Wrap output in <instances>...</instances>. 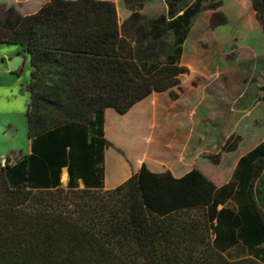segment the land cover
<instances>
[{
	"label": "trees",
	"instance_id": "trees-1",
	"mask_svg": "<svg viewBox=\"0 0 264 264\" xmlns=\"http://www.w3.org/2000/svg\"><path fill=\"white\" fill-rule=\"evenodd\" d=\"M144 1L125 0L122 23L111 0H49L15 18L9 8L0 45L29 57L31 152L0 157V264H264V140L220 185L197 167L174 176L142 163L104 187L105 110L125 114L153 92L176 98L183 45L207 8L164 0L166 12L144 17ZM252 1L264 24L263 0ZM235 247L250 255L228 257Z\"/></svg>",
	"mask_w": 264,
	"mask_h": 264
},
{
	"label": "rangeland",
	"instance_id": "rangeland-1",
	"mask_svg": "<svg viewBox=\"0 0 264 264\" xmlns=\"http://www.w3.org/2000/svg\"><path fill=\"white\" fill-rule=\"evenodd\" d=\"M111 1L122 23L130 14L128 6L125 0ZM37 3L39 0H0V31L9 8L15 18L35 12ZM203 5L207 8L194 18L183 45L181 63L189 72L173 89L177 97L172 98L170 92L152 93L125 114L105 110L104 136L111 144L104 152L105 178L120 176L117 158L121 157L125 161L121 178L135 164L145 163L159 172L197 167L220 185L230 179L240 155L264 140V24L260 12L252 0H204ZM166 10L164 0H145L140 13L152 17ZM10 49L0 45L2 164L6 158L19 157L30 144L25 116L29 57L13 47L15 55L26 59L18 73H12L7 62ZM106 121L111 124L109 135ZM231 135L237 148L221 151ZM61 181L65 183L64 175ZM248 255L240 247L227 253L233 259Z\"/></svg>",
	"mask_w": 264,
	"mask_h": 264
},
{
	"label": "crops",
	"instance_id": "crops-1",
	"mask_svg": "<svg viewBox=\"0 0 264 264\" xmlns=\"http://www.w3.org/2000/svg\"><path fill=\"white\" fill-rule=\"evenodd\" d=\"M15 1H18V0H15ZM43 1H44V3L46 2L45 0H39V3H37V5H39V7H38V9L40 8V6L42 5V4H44L43 3ZM48 1V0H47ZM37 9V10H38ZM191 33H192V31H191ZM14 52H15V49H12L11 50V53L8 55V57L9 56H13V55H15L14 54ZM4 60V58H2V61ZM153 93H157V92H153ZM108 109H111V108H108ZM29 143H30V140H29ZM31 152V146H30V144H29V148H28V150L26 151V152H22L21 151V155L19 156V157H21V156H23V155H26V154H29ZM179 153H181V152H179ZM1 155V154H0ZM19 157H16L13 161H10V162H15L16 160H17V158H19ZM106 158V157H105ZM180 158H181V160H182V156H180ZM238 160H239V158L237 159V161H236V163H235V166H234V168H233V170L235 169V167H236V165H237V162H238ZM123 162H125L124 160H122L121 159V157L120 158H117V163L120 165V167H121V172H124V167H123V165H124V163ZM129 165V164H128ZM140 165H141V163H137V164H135L134 166H133V170H131L130 172H129V174H127L126 176H123L122 178H121V176H117V177H113L112 175L110 176V175H107V177L105 178V180H104V187L105 188H112V187H115L116 185H118V184H120L121 182H123L125 179H127L131 174H132V172H135V171H137L138 170V168L140 167ZM182 165V164H181ZM64 169V171H62L61 172V175L63 176L64 175V177H65V183L63 184V182H62V184L63 185H66V183H67V179H68V175H67V171H66V168H63ZM62 169V170H63ZM152 171L154 170V169H151ZM169 170L171 171V173L174 175V176H181L182 174H184V173H186L188 170H190V168H188L187 169V167L186 166H182V167H170L169 168ZM155 172H159L158 170H154ZM161 172V171H160ZM233 172V171H232ZM264 175V174H263ZM264 177V176H263ZM119 178H121L122 179V181H120L121 179H119ZM231 178V177H230ZM60 180H61V177H60ZM79 184H80V186H83V183H82V181L80 180L79 181Z\"/></svg>",
	"mask_w": 264,
	"mask_h": 264
},
{
	"label": "water",
	"instance_id": "water-1",
	"mask_svg": "<svg viewBox=\"0 0 264 264\" xmlns=\"http://www.w3.org/2000/svg\"><path fill=\"white\" fill-rule=\"evenodd\" d=\"M263 2V13H264V0ZM26 57L21 55H14L7 59L8 67L11 72H15L24 63Z\"/></svg>",
	"mask_w": 264,
	"mask_h": 264
}]
</instances>
